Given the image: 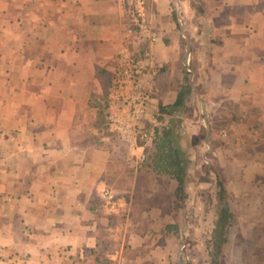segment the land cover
<instances>
[{"label":"crops","instance_id":"1","mask_svg":"<svg viewBox=\"0 0 264 264\" xmlns=\"http://www.w3.org/2000/svg\"><path fill=\"white\" fill-rule=\"evenodd\" d=\"M138 1L154 40L129 33ZM144 50L153 127L125 142L111 80ZM167 126L180 193L140 161ZM100 250L103 264H264V0H0V264Z\"/></svg>","mask_w":264,"mask_h":264},{"label":"built area","instance_id":"2","mask_svg":"<svg viewBox=\"0 0 264 264\" xmlns=\"http://www.w3.org/2000/svg\"><path fill=\"white\" fill-rule=\"evenodd\" d=\"M143 7V3L139 1L136 3L129 33L142 41L154 40V35L145 20ZM150 61L148 50L140 54L132 52L125 54L111 80L108 127L111 133L125 142L140 136L144 119L154 100L151 85L154 74L148 70ZM149 77L152 80L150 83ZM132 145L135 146L136 142ZM147 158V155H142L140 161L143 163ZM106 197L110 198L111 195L107 193Z\"/></svg>","mask_w":264,"mask_h":264},{"label":"trees","instance_id":"3","mask_svg":"<svg viewBox=\"0 0 264 264\" xmlns=\"http://www.w3.org/2000/svg\"><path fill=\"white\" fill-rule=\"evenodd\" d=\"M97 104L100 107L107 106V104L105 105V102L102 101ZM165 110L166 109H162V111ZM167 114L171 115V112L169 111ZM156 133L158 136V141L156 142V150L143 162L144 170L146 172H153L158 176L165 174L175 178L180 184V189H178V192L180 193L181 190L183 191V187L185 185L184 176L186 174L185 172L187 170V166L183 164V160L181 158L182 151L176 144L173 134V128L167 126L161 130V133H158L157 131ZM216 186L219 190L218 197L220 201H222L224 199L223 197H225L223 184L218 181ZM226 218L227 214L225 213L223 216V221H225ZM104 255L105 251L100 250V252H96L94 255L96 258L94 259L92 264H103L102 258L104 257ZM104 262L106 261L104 260Z\"/></svg>","mask_w":264,"mask_h":264},{"label":"rangeland","instance_id":"4","mask_svg":"<svg viewBox=\"0 0 264 264\" xmlns=\"http://www.w3.org/2000/svg\"><path fill=\"white\" fill-rule=\"evenodd\" d=\"M189 59V58H188ZM189 64H190V60H189ZM188 74V73H187ZM189 75H190V73H189ZM200 90V89H199ZM147 117V116H146ZM152 127H153V125L152 124H150V121H148V119H144V123H143V129L144 130H152ZM146 130V131H147ZM143 139L145 140V139H150V135H148V133L146 134V135H144L143 136Z\"/></svg>","mask_w":264,"mask_h":264}]
</instances>
